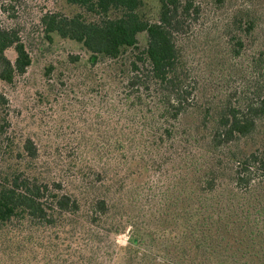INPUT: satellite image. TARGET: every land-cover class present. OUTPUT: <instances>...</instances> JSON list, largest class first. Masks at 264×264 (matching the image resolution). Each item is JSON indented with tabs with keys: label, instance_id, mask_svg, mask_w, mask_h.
<instances>
[{
	"label": "trees",
	"instance_id": "obj_1",
	"mask_svg": "<svg viewBox=\"0 0 264 264\" xmlns=\"http://www.w3.org/2000/svg\"><path fill=\"white\" fill-rule=\"evenodd\" d=\"M156 1L155 19L144 11L146 0H67L79 11L70 15L46 11L39 17L47 41L55 34L80 44L88 53L86 68L107 69L120 84L116 112L121 123L114 149L122 158L130 156L125 161L134 175L149 168L161 172L167 162L179 159L171 169L181 176L165 189L170 195L157 212L164 225L144 228L146 232L134 228L128 248L136 250L146 233L151 244L145 246L162 258L151 264H264V147L239 146L264 121V94L244 101L224 94L213 112L203 109L200 123L179 130L182 115L197 105L196 80L186 67L179 40L191 30L201 9L197 0ZM233 22L247 35L255 27L252 19ZM231 38L233 54L238 55L243 40ZM7 50L13 51L12 59ZM67 59L73 63L80 57L70 53ZM31 61L19 31L0 26V80L13 82ZM8 109V98L0 92V234L12 222L49 226L64 212L77 214L83 193L60 192L59 181H46L20 166L36 158L31 138L17 142L16 160L8 162L13 158L8 152L13 143ZM203 129L207 149L196 162L187 149L195 147V134L205 137ZM101 170H96L100 186L106 180V171ZM86 179L90 187L95 184ZM87 203L91 223L109 217L105 195Z\"/></svg>",
	"mask_w": 264,
	"mask_h": 264
},
{
	"label": "rangeland",
	"instance_id": "obj_2",
	"mask_svg": "<svg viewBox=\"0 0 264 264\" xmlns=\"http://www.w3.org/2000/svg\"><path fill=\"white\" fill-rule=\"evenodd\" d=\"M197 1L201 13L179 40L186 67L196 80L197 105L182 115L179 130L200 123L203 109L209 107L213 112L224 94L232 101L264 94V0ZM157 8L156 0H146L144 11L150 19H155ZM46 11L70 15L79 8L67 0H0V26L19 31L32 60L13 82L0 80V92L8 98V134L13 140L8 149L13 158L8 162L16 160L17 142L29 137L37 155L20 166L46 181H59L60 192L83 193L84 200L77 214L64 212L52 225L36 227L22 220L6 226L0 234V264L162 262L151 246H145L151 244L146 233L136 250L128 245L134 228L142 231L164 225L157 212L170 195L165 189L181 176L174 170L179 159L167 162L161 172L149 168L141 176L134 175L132 165L127 167L125 161L130 156L122 158L114 149L121 123L116 112L120 84L107 69L88 70L84 63L88 53L80 44L55 34L47 41L39 23ZM234 18L241 22L252 19L255 27L247 35L235 29ZM231 36L243 40L238 55L233 54L235 39ZM144 38L141 33V43ZM70 53L79 54L80 60L68 61ZM7 55L14 57L12 50H7ZM49 66L51 71L46 72ZM203 131L205 137L195 134V147L187 149L196 162L207 149ZM239 146L245 150L263 148L264 121ZM101 168L106 180L100 186L96 170ZM86 177L95 183L92 187L86 184ZM100 195L110 203L109 217L91 223L85 213L87 202ZM47 199H43L46 206Z\"/></svg>",
	"mask_w": 264,
	"mask_h": 264
}]
</instances>
